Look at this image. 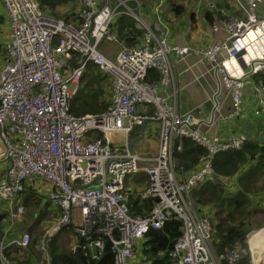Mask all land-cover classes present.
I'll list each match as a JSON object with an SVG mask.
<instances>
[{
    "label": "built area",
    "instance_id": "obj_1",
    "mask_svg": "<svg viewBox=\"0 0 264 264\" xmlns=\"http://www.w3.org/2000/svg\"><path fill=\"white\" fill-rule=\"evenodd\" d=\"M1 1L9 18L0 68V160L6 163L0 174V201L7 203L3 240L28 247V233L10 238L7 230L21 222V194L36 180L50 185L47 200L62 213L40 241L43 264H53L47 242L64 227L76 237L69 247L72 252L97 258L107 242L113 264H134L137 240L171 218L181 221L182 230L169 252L170 264H264V228L248 234L244 245L239 241L218 254L210 217L190 200L197 186L214 179L213 156L241 148L244 138L207 134L203 121L182 112L171 62L196 56L208 65L218 81V91L211 96L216 118L239 117L250 87L252 115L264 120V82H254V76L264 73V0H244L242 18L221 10L211 31L222 32V38L205 46L171 43L160 18L149 22L129 4L143 6V0H78L69 21L46 13L37 0ZM121 15L134 20L141 37L111 60L99 47L102 41L117 39L111 26ZM90 65L108 79L109 105L98 113L75 115L72 100ZM237 69L239 74H234ZM151 70L158 72L153 82L146 79ZM169 86L171 95L166 93ZM227 100L229 111L222 114L220 105ZM143 121L157 123L160 129L154 156L130 149V135ZM182 138L206 149L196 169L186 175L177 171L174 157ZM139 171L148 177L141 196L152 199L153 207L131 215L124 180ZM6 248L0 244L1 263L13 264Z\"/></svg>",
    "mask_w": 264,
    "mask_h": 264
},
{
    "label": "trees",
    "instance_id": "obj_2",
    "mask_svg": "<svg viewBox=\"0 0 264 264\" xmlns=\"http://www.w3.org/2000/svg\"><path fill=\"white\" fill-rule=\"evenodd\" d=\"M37 1L46 13L65 21H69L73 18L78 7V0ZM130 2L135 4L134 1H129V4ZM133 4H130V6L138 10L143 7H136ZM202 4L203 3L201 2V5ZM205 5L206 9L209 8L208 10L212 13V18H207L210 26L209 36L212 37L215 33H213L211 29L217 22V19L215 18V10H223L227 15L232 14L224 7L218 6L213 1H209ZM174 8L177 15H179L183 9L182 3H180L179 0H175ZM62 16L63 18H60ZM190 18H194V15ZM161 21L163 22L162 18ZM191 22L194 23V20H191ZM117 23H119L120 27L119 34L123 29L129 31L130 33L132 32V35L135 34V31H138L134 29V20L130 18L128 19L123 15L118 18ZM173 23L176 22L167 20V22L162 23L165 24V27L167 28L169 41L170 29ZM124 26L126 27L124 28ZM205 31H208V29ZM138 33L140 34L141 31L139 30ZM1 51L2 46L0 43V61L4 58V55H2L3 52ZM90 70H92V68H90ZM96 70L97 72L94 74L90 75L88 73L89 75H87L85 73L87 71L86 69L80 78V81L84 78H90L91 87L86 88L89 99L84 100L82 97H79V100H77L78 104L76 102V105L71 104L70 111L75 115L98 113L107 108V105L100 101V96L103 93L105 85H107L109 89L108 79L99 71L98 68ZM254 77V81L256 82L259 79H262L264 82V73H259ZM157 78L158 72L156 70H151L149 75L146 77V79L151 82L156 81ZM80 91L81 89L79 87L73 99L79 95ZM240 117H242V115L235 119L239 120ZM239 136H242L244 140H246L242 147L240 149H228L215 154L212 158V168L215 174L214 179L205 180L191 193V197L197 211L210 217L213 228L215 229L213 244L218 254L222 253L225 248H234L239 241H242L243 237H245L250 231V227L248 225L250 217L253 219L255 218L252 216V212H254L255 208L261 209V204L257 207L255 205L251 207L250 201L254 197L262 194L253 192H259V189L260 192H264V144L259 147L257 144L259 143V139L254 137L252 139H246L245 135ZM177 139L179 138L177 137ZM181 141V149L174 151V157L178 160L176 167L177 170H183L184 173H188L197 167L199 158L206 153V149L193 142L190 138H182ZM175 142L179 143V140H175ZM126 178L124 180L123 193L127 197L126 204L128 205L129 213L131 215H142L147 213L153 207V200L149 198H142L141 193L148 184V177L146 176L145 186L142 189H138V183H135L134 187H127ZM227 180L229 182L228 188L225 182ZM32 182H36V180H32ZM21 195L24 206L29 209L34 207L35 212H33V219L30 220L29 216H27V221L23 220L22 222L26 224L25 227L18 230V227L14 225L12 228L7 230L9 233L8 237L19 238L26 232L29 233L30 243L28 247L23 248L16 244H9L6 239L3 240V233L7 229V223L4 221L7 213L2 210L3 202L0 201V244L3 243L7 246L5 254L11 258L10 260L13 264H43L41 257L42 251L37 248V245L32 247L34 246L32 242L35 240H39L37 242H40L41 239L45 237V233L49 228V225L56 222V220H58L62 215L61 209L58 205H53V209L56 211H47V208L41 207V203L44 202V199L34 193L32 191V187L29 185L25 188V191ZM49 202L50 201H46L47 207ZM214 208L216 209L213 210ZM43 209H46L48 214L51 213L50 218L46 221V223H49L47 226L44 222V219L47 217V213H45V210ZM181 225L180 220L171 218L165 221L159 229L150 230L142 238L138 239L136 245H139V249H136L135 247V251L137 254L139 252L140 258L143 257L144 259L138 260L135 257V261L133 263L170 264L171 258L169 256V252L181 234ZM244 226L246 227L244 228ZM66 231H68V229L64 227L57 233V235ZM57 235L50 237L47 243L50 247L52 246L54 248L51 250L52 253L57 252L58 257L62 260V264H113V254L110 250V244L107 242H105L104 251L96 258L91 257L90 253L87 251V253H84L81 250L72 252L69 248H65V245H60L58 242H54ZM40 237L42 238L40 239ZM80 242L84 243V239L80 238ZM53 259H55L54 256ZM0 264H2L1 260Z\"/></svg>",
    "mask_w": 264,
    "mask_h": 264
},
{
    "label": "crops",
    "instance_id": "obj_3",
    "mask_svg": "<svg viewBox=\"0 0 264 264\" xmlns=\"http://www.w3.org/2000/svg\"><path fill=\"white\" fill-rule=\"evenodd\" d=\"M197 1L198 0H179V2L182 3V7L184 10L182 9V12L177 15L174 8L175 0H161V5L159 6L157 12L155 11V7L158 4L159 0H143V7L140 8V13L149 22L152 21L153 17H157L160 19L162 18L163 22H167V20L173 21L175 17H177V22L173 23L171 26L169 37L171 43L177 44L179 46H205L207 44L220 41V39L222 38V32L213 34L212 37L209 36L210 26L207 18H212V13L208 10L209 8L206 9L205 5L209 1H213L218 6L224 7L235 17H244V7H242L241 5L244 3V0H201L203 4L199 7V9L196 10ZM133 5L135 6V4ZM192 15H194V18L196 19L190 18ZM8 20V14L4 9L2 1L0 0L1 46L9 36ZM117 20L118 18L115 19L114 23L111 26V30L117 34V39L114 42L102 41L104 42V45L101 49L99 47L100 52L111 60L115 59L116 54L120 50V48L131 47L138 44L141 37V33H138L139 30L135 31V34L132 35V32L130 33L129 31L123 29L119 34L120 27L119 23H117ZM191 20H194V23L191 22ZM125 27L126 26H124V28ZM206 29H208V31H205ZM122 33L124 36L122 35ZM2 62L3 60L0 61L1 66ZM171 62L175 76V85L177 89L180 90V99L178 103L181 107V110L182 112H188L192 110V113L195 114L196 117L201 121H203V124L201 125L203 131H205L207 134H212L221 138H228L232 135H245L246 139H252L253 137L259 139V143H257L259 147L264 144V120L252 115L251 110L253 106H255V102L252 101L250 89L246 90L245 106L243 107L244 113L239 120L235 119L231 121H225L223 119L216 118L218 113L216 112L215 114H213V108H215L216 105L215 103L213 104L211 96L215 90L218 91V81L214 73L208 70V65L205 62L200 61L196 56H189L180 62H175V60L172 59ZM94 67L95 66H88L85 73L87 75L94 74L97 69L96 67ZM90 68H92V70H90ZM79 87L80 89L82 88V81H80ZM103 91V96H106L107 94L109 96V89L107 85H105ZM172 91L173 88L171 86L166 88L167 95H171ZM229 107L230 105L228 100L222 101L220 105V111L226 114L229 111ZM116 138L123 140V136H116ZM130 142H132L133 152L142 155L147 154L154 156L157 153L158 145L160 142V129L158 124L154 122H147L145 124H142L141 126L137 125L133 133L130 135ZM135 148L138 151L135 150ZM5 167V161L0 160V174ZM145 179L142 182L138 183V189H142L145 186ZM36 182L31 181L28 185L31 186L32 191L39 196L38 189H40L41 185L43 184L38 183V181ZM33 183L36 186H34ZM48 186L50 189V185ZM41 198L44 199V202L41 203V205L44 204V206H41L44 208L46 206V201L49 200H47V196H42ZM53 205L55 206L56 204L53 203ZM255 206L257 207L258 204H255ZM52 210L54 209L52 208ZM61 235L65 237L66 240L64 242L58 240L57 242L60 245H65V248H69L76 241V237L68 231L63 232ZM138 246L139 245L136 244L134 246L133 257L141 260L144 258H140L139 252L137 254L135 251V247L136 249H139Z\"/></svg>",
    "mask_w": 264,
    "mask_h": 264
},
{
    "label": "rangeland",
    "instance_id": "obj_4",
    "mask_svg": "<svg viewBox=\"0 0 264 264\" xmlns=\"http://www.w3.org/2000/svg\"><path fill=\"white\" fill-rule=\"evenodd\" d=\"M184 1H187V0H184ZM130 4H133V3L130 2ZM60 18H63V16L60 17ZM127 18L129 19V17H127ZM169 21H170V20H169ZM172 22H177V17H175V19H174ZM134 27H135V26H134ZM135 28H136V27H135ZM136 29H137V28H136ZM138 30H139V29H138ZM103 45H104V42H102V44H101V46H100V49L102 48ZM1 52H2V51H1ZM2 55H3V53H2ZM95 72H97V70H96ZM89 87H91V81H90V78H88V79H87V78H84V79L82 80V88H81V91H80L79 95H77V96L73 99V101H72V104H73V105L75 104V102H77V100H79V99H78L79 97H82V99H84V100L89 99V98H88V93H87V90H86V88H89ZM103 93H104V91H103ZM103 93H102L101 96H100V101L103 102V103H105V104L108 106V105H109V96H108V94H107L106 96H103ZM77 104H78V102H77ZM135 150H137V149L135 148ZM137 151H138V150H137ZM126 177H127V178H126V186H127V187H134L135 183H140V182H142V181L145 179L146 175L144 174L143 171H140V172L137 173V174L127 175ZM225 182H226V185H227V188H228V187H229V182H228V180L225 181ZM38 183L43 184V185H41L40 189H38V194H39V196H40V197H42V196H47V191H48V189H49V186L46 185L45 183H41V182H38ZM129 183H130V184H129ZM33 185L36 186L34 183H33ZM251 190H252V189H251ZM251 190H250V191H251ZM258 191H259V192H253V191H252V192H253V193H262V194H260V195H262V196L258 195L257 197H254V198L250 201V203H251V207H253L255 204H258V205L261 204V209L255 208L254 212H252V213H253L252 216L255 217V218L253 219L252 217H250V222L248 223V225H249V227H250V233H252V231H254V230H256V229L264 228V192H260V189H259ZM189 197L191 198L190 200L193 202L192 197H191V196H189ZM6 205H7V204H5L4 202L2 203V207L6 208ZM41 206H44V204L41 205ZM44 208H47V211L52 210L51 208H53V203L50 201L48 207L45 206ZM215 209H216V208H214L213 210H215ZM43 210H45V213H47V212H46V209H43ZM33 212H34V207H31V208L29 209V208H27L26 206H24L23 217H22V220H21V222H20L21 224L17 221V222H14L13 226H14V225L17 226V227H18V230L21 229V228H23V227H25L26 224H25V223H22L23 220H26V221H27V216H29L30 220H32V219H33V214H34ZM50 214H51V213H50ZM50 214L47 213V217H46V219H44V222H45V225H46V226L49 225V223H46V221L50 218ZM13 226H12V227H13ZM50 227H51V225H49V228H48L47 230H49ZM69 233H70V231H69ZM71 234H72V233H71ZM72 235H73V234H72ZM42 237H43V236H42ZM42 237H40V239H41ZM42 239H43V238H42ZM42 239H41V240H42ZM58 240H61V242H64V241L66 240V238L63 237V236L60 234V235H57V237L55 238L54 242H57ZM37 241H39V240H35V241L32 242V244H34V246H32V247H35V246L37 245ZM241 243H242L243 245L245 244V242H241ZM42 255H43L44 258H46L45 254H44V251H42ZM40 260H41V257H40Z\"/></svg>",
    "mask_w": 264,
    "mask_h": 264
},
{
    "label": "clouds",
    "instance_id": "obj_5",
    "mask_svg": "<svg viewBox=\"0 0 264 264\" xmlns=\"http://www.w3.org/2000/svg\"><path fill=\"white\" fill-rule=\"evenodd\" d=\"M241 5L243 6L244 3L241 4ZM200 6H201V0H198L197 3H196V10L199 9ZM215 13H216L215 18L218 19V18L220 17L221 10L217 9V10H215ZM2 52H3V51H2ZM234 74H239V69H237L236 72H235ZM254 82H255V81H254ZM247 89H250V87H247L246 90H247ZM250 91H251V90H250ZM218 101H219V100H218ZM244 101H245V100H244ZM212 102H213V100H212ZM213 104H214V102H213ZM244 104H245V103H244ZM243 107H244V106H243ZM242 110H243V111H242L241 115L243 116L244 109L242 108ZM213 111H215L214 108H213ZM189 112L192 113V110H190ZM221 113H222V112H221ZM222 114H225V113H222ZM193 115H195V114H193ZM195 116H196V115H195ZM245 141H246V140H244V143H245ZM244 143H243V144H244ZM130 149L132 150V142H130ZM239 149H240V148H239ZM220 152H221V151H220ZM137 154H139V153H137ZM205 154H206V153H205ZM216 154H217V153H216ZM213 157H214V156H213ZM194 169H196V167H195ZM194 169H193V170H194ZM193 170H191V171H193ZM177 171H178V170H177ZM191 171H190V172H191ZM183 173H184V171H183ZM188 173H189V172H188ZM188 173L185 172L184 174L186 175V174H188ZM4 203H5V202H4ZM5 204H7V203H5ZM23 205H24V204H23ZM2 210L5 211L4 207H2ZM5 212H6V211H5ZM245 227H246V226H244V228H245ZM181 230H182V227H181ZM248 234H250V231H249ZM248 234H247V235H248ZM54 235H57V233L54 234ZM247 235H246V236H247ZM246 236L243 237V239H242L241 242H243L244 239H246ZM51 237H52V236H51ZM47 246L49 247L50 252H51L52 249H54L52 246L50 247V245H48V243H47ZM37 248L40 249V242H37ZM69 250H70V249H69ZM51 254H52L51 257H52V263H53V264H57V263H58V264H59V263L62 264V260L58 257L57 252H54V253L51 252ZM53 256H54L55 259H53ZM41 257H42V253H41ZM134 261H135V258L133 259L132 262H134ZM42 262H43V261H42Z\"/></svg>",
    "mask_w": 264,
    "mask_h": 264
},
{
    "label": "water",
    "instance_id": "obj_6",
    "mask_svg": "<svg viewBox=\"0 0 264 264\" xmlns=\"http://www.w3.org/2000/svg\"><path fill=\"white\" fill-rule=\"evenodd\" d=\"M147 123L146 121H143V124Z\"/></svg>",
    "mask_w": 264,
    "mask_h": 264
},
{
    "label": "bare ground",
    "instance_id": "obj_7",
    "mask_svg": "<svg viewBox=\"0 0 264 264\" xmlns=\"http://www.w3.org/2000/svg\"><path fill=\"white\" fill-rule=\"evenodd\" d=\"M29 234V233H28ZM11 248V247H10ZM9 258V257H8ZM9 259H11V258H9Z\"/></svg>",
    "mask_w": 264,
    "mask_h": 264
}]
</instances>
